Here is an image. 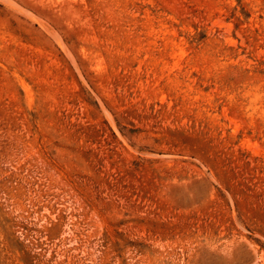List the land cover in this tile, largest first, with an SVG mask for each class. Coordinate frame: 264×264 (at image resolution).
<instances>
[{"label":"rangeland","instance_id":"obj_1","mask_svg":"<svg viewBox=\"0 0 264 264\" xmlns=\"http://www.w3.org/2000/svg\"><path fill=\"white\" fill-rule=\"evenodd\" d=\"M0 264H264V0H0Z\"/></svg>","mask_w":264,"mask_h":264}]
</instances>
